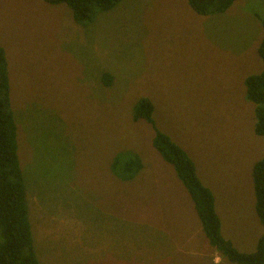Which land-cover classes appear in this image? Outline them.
Segmentation results:
<instances>
[{"label": "rangeland", "instance_id": "1", "mask_svg": "<svg viewBox=\"0 0 264 264\" xmlns=\"http://www.w3.org/2000/svg\"><path fill=\"white\" fill-rule=\"evenodd\" d=\"M262 20L264 0H235L211 15L187 0H121L86 24L64 3L0 0V46L40 264L202 262L145 220L146 199L174 196L182 183L153 147L152 126L132 119L140 98L151 100L157 129L212 189L222 235L239 251L255 250L264 225L251 171L264 157V137L254 133L244 78L263 69ZM103 72L111 74L108 86ZM121 151L143 163L130 181L110 169Z\"/></svg>", "mask_w": 264, "mask_h": 264}, {"label": "trees", "instance_id": "2", "mask_svg": "<svg viewBox=\"0 0 264 264\" xmlns=\"http://www.w3.org/2000/svg\"><path fill=\"white\" fill-rule=\"evenodd\" d=\"M49 4L64 3L76 23L86 24L95 15L114 7L121 0H44ZM235 0H187L197 14L211 15L226 11ZM263 36L257 53L263 69L244 78L246 99L254 103V133L264 137V21ZM111 74L103 72L101 82L108 86ZM153 104L140 98L133 106L132 119L145 120L153 130L152 145L161 158L169 163L189 194L199 217L204 235L221 256L236 264H264V233L255 250L239 251L221 233V221L215 210L212 190L196 174L195 165L187 152L166 133L158 130L153 117ZM140 156L131 151L118 152L112 159L111 172L122 181H130L142 169ZM255 196V212L264 225V157L253 164L251 171ZM29 206L23 171L18 157L17 124L10 102L8 65L4 48L0 46V264H40L34 249Z\"/></svg>", "mask_w": 264, "mask_h": 264}, {"label": "crops", "instance_id": "3", "mask_svg": "<svg viewBox=\"0 0 264 264\" xmlns=\"http://www.w3.org/2000/svg\"><path fill=\"white\" fill-rule=\"evenodd\" d=\"M177 183L172 182L173 185H177ZM183 189L185 188L182 185L180 189L173 192L174 196L167 193L165 198L159 197L154 202L153 198L151 201L146 199V204L142 208L145 213V220L149 219L146 222L160 226L176 245H180L184 253H193V256L199 257L202 262L197 264H225L224 262L227 260H223L224 257L219 254L204 235L194 203L186 189ZM149 203L150 206H148ZM218 204L220 208V202ZM214 206L221 221L215 196ZM117 263L120 264V261L117 260Z\"/></svg>", "mask_w": 264, "mask_h": 264}]
</instances>
